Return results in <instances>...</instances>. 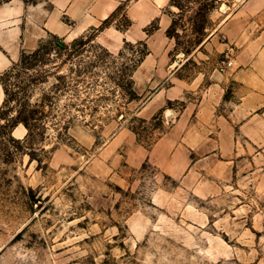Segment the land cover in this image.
<instances>
[{
    "label": "rangeland",
    "instance_id": "1",
    "mask_svg": "<svg viewBox=\"0 0 264 264\" xmlns=\"http://www.w3.org/2000/svg\"><path fill=\"white\" fill-rule=\"evenodd\" d=\"M244 1L119 0L81 31L62 14L69 33L0 73L49 105L28 142L22 124L0 128V264H264V138H224L251 132L196 111L199 130L173 133L264 49ZM104 30L118 46L97 41Z\"/></svg>",
    "mask_w": 264,
    "mask_h": 264
},
{
    "label": "crops",
    "instance_id": "2",
    "mask_svg": "<svg viewBox=\"0 0 264 264\" xmlns=\"http://www.w3.org/2000/svg\"><path fill=\"white\" fill-rule=\"evenodd\" d=\"M50 1L55 4L53 12L41 5L27 4L24 0H0V73L16 62L22 52L33 51L47 32L56 35L69 33L73 26L60 20L62 14L77 22V27L81 31L97 25L119 2V0ZM166 1L168 0H161L160 3ZM242 10L251 11L254 17L259 13L258 24L264 26V0H245L240 11ZM163 20L165 25H168V19ZM260 35L264 42V30ZM96 39L109 49L119 44L111 30L101 31ZM220 77V83L209 85L202 90L196 110H194L196 105H193L191 110L187 106L178 115L173 127L175 136L178 132L179 136L187 138L192 131L199 130L188 123L190 112L196 111V122H202L200 119L202 116L210 115L218 118L223 124L220 129L226 133L251 132L243 135H221L224 138H264V49L259 51L256 57L253 56L245 67L228 70L220 74ZM172 90L175 91V88ZM2 100L3 88L0 84V103Z\"/></svg>",
    "mask_w": 264,
    "mask_h": 264
},
{
    "label": "trees",
    "instance_id": "3",
    "mask_svg": "<svg viewBox=\"0 0 264 264\" xmlns=\"http://www.w3.org/2000/svg\"><path fill=\"white\" fill-rule=\"evenodd\" d=\"M36 52H38V49L33 51L32 53H29L28 55H34ZM25 55V53H22L20 59ZM13 71L14 66L4 71L3 76L9 78ZM28 82L29 83L26 84H13V87H16L17 90H12L7 86L6 83L3 82L5 97L3 100V104L0 107V120H3V124H0V128L4 130L7 128L8 132H11V130L15 126H17L18 124H22L27 130L26 136L23 140L27 142L32 137L36 124L40 123L45 116L44 107L49 106L46 103V94L42 96V99L38 103L30 102L28 92L30 90V83L32 82ZM55 88H58V86H56ZM12 102H17L16 108L13 105L9 106Z\"/></svg>",
    "mask_w": 264,
    "mask_h": 264
}]
</instances>
